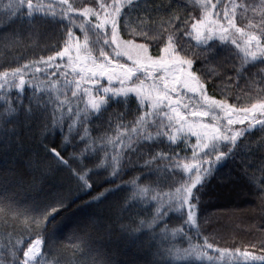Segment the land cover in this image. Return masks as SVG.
I'll use <instances>...</instances> for the list:
<instances>
[{
    "label": "snow or ice",
    "instance_id": "1",
    "mask_svg": "<svg viewBox=\"0 0 264 264\" xmlns=\"http://www.w3.org/2000/svg\"><path fill=\"white\" fill-rule=\"evenodd\" d=\"M3 17L0 182L44 198L23 210L0 201V264H52L67 246L54 234L63 213L105 183L85 204L112 200V215L81 219L68 245L98 251L88 230L99 226L145 237V264H264V225L229 248L201 219L209 182L233 181L220 175L228 161L264 193V0H9ZM23 49L45 54L13 55Z\"/></svg>",
    "mask_w": 264,
    "mask_h": 264
},
{
    "label": "trees",
    "instance_id": "2",
    "mask_svg": "<svg viewBox=\"0 0 264 264\" xmlns=\"http://www.w3.org/2000/svg\"><path fill=\"white\" fill-rule=\"evenodd\" d=\"M186 2L191 3V0H186ZM256 2L258 3L259 0H256ZM8 3L9 0H0V20L4 18L3 13ZM76 32L77 35L82 36L79 29H76ZM44 47L43 44L40 45V48ZM36 52H39L41 55L45 54L40 49H37ZM36 52L30 53L26 49H23L13 53V55L20 57L23 54L26 58L32 59L36 57ZM213 94V90L210 89L209 95ZM216 98L220 99L221 97L216 94ZM259 138V134H257L256 139ZM238 163L239 160L237 159L236 164ZM4 166L5 162L3 157L0 156V169ZM229 172L233 175L231 183L223 182L219 179L209 182L203 197V215L201 219L207 218V222L204 224L205 229H208L213 234L219 233L216 240L220 247L248 248L247 241H258L261 236V226L264 225V219H261V196H264V193L258 190V186L255 183H249L237 176L236 167L232 161L227 162V165L222 168L220 175L223 176ZM136 175L138 173L129 172L124 175L122 180H117L116 183L131 181ZM113 187V184L105 183L102 187L98 188L97 192H93L91 195L81 193L80 195L83 199L77 200V204L72 206V210L63 213V220L55 229L54 234L57 239L64 241L67 246L60 250L58 257L53 256L49 258L52 264H54L57 258L61 259L64 264H67L68 261H90L101 254L105 257H111L121 262V264H128L129 261H135L136 264H145L146 261L151 259V255L147 249L138 247L144 244L145 237L142 236L141 240L138 241H130L121 237L118 233L108 235L99 226L89 228L88 230L90 246L98 251H81L74 245L67 244L65 238L76 229L77 224L84 217L98 214L102 218H107L112 215L107 206L113 202L112 200H109L106 205H100L99 208H89L85 204V201L91 200L92 196L98 195L105 188ZM43 198L44 193L29 188L27 185L18 186L15 183L5 184L0 182V201L7 200L8 202H14L21 210L30 206L33 201L42 200ZM142 218H148L147 214L142 216ZM100 224H103V219L100 220ZM180 225L181 222L178 216L170 222L171 227H180ZM46 227L51 231V224H48ZM205 234L207 235L208 232H205ZM2 242L3 238L0 237V243ZM76 243L79 244L80 242L77 241ZM183 246L186 247L187 245L184 244ZM250 250L256 252L257 255L260 254L255 248ZM208 255L214 258L217 256L214 250L210 251ZM222 259H218L217 264H225L224 262H219ZM226 259L228 260V258ZM238 263L241 264L240 262ZM203 264H209L207 257H205ZM229 264L232 263L229 262Z\"/></svg>",
    "mask_w": 264,
    "mask_h": 264
},
{
    "label": "rangeland",
    "instance_id": "3",
    "mask_svg": "<svg viewBox=\"0 0 264 264\" xmlns=\"http://www.w3.org/2000/svg\"><path fill=\"white\" fill-rule=\"evenodd\" d=\"M226 258H228V260L226 259ZM225 261H229L230 263H232L233 261H237V262H240L241 264H244V262H243V260H242V258H238V257H232L230 254L229 255H226L225 257H223V259L221 260V261H219L220 263L221 262H224L225 263ZM239 264V263H238Z\"/></svg>",
    "mask_w": 264,
    "mask_h": 264
}]
</instances>
